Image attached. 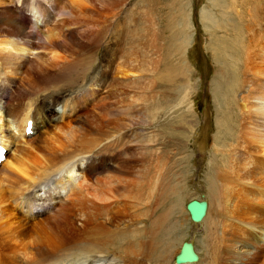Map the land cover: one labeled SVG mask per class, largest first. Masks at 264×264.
Instances as JSON below:
<instances>
[{"label": "bare ground", "instance_id": "1", "mask_svg": "<svg viewBox=\"0 0 264 264\" xmlns=\"http://www.w3.org/2000/svg\"><path fill=\"white\" fill-rule=\"evenodd\" d=\"M120 2L124 0H0V145L7 150L0 164V264H195L175 260L185 236L176 233L182 224L168 223L177 208V190L165 182L163 169L155 176L133 173L128 159L117 157L127 135H116L112 128V86L118 75L127 78L133 70L125 62L115 66L118 45L107 40L102 46L101 38ZM218 5L214 0V7ZM186 10L179 9L177 21L181 33L188 34L191 19ZM201 19L210 27L223 26L209 10H202ZM155 32L152 28L154 47ZM262 39L264 34L249 28L241 45L221 46L215 37L208 46L220 59L233 56L227 50L236 52L243 64L241 74L232 65L236 77L224 82V89L231 94L238 85L244 91L234 99L232 123L218 121L233 142L223 141L224 134L219 136L221 143L212 142L220 158L210 161L211 174L205 176L211 195L219 192L225 199L229 192V203L224 204L231 215L218 213L217 205L213 211L207 197L200 222L208 220L219 246L212 245L213 253L200 260L196 253L199 264H264V235L255 241L249 235L257 226L264 229V66L253 64L260 58L264 63ZM180 44L186 53L188 40ZM95 51L96 61L84 63ZM185 93L178 103L188 101L190 113L195 94ZM127 120L119 127L125 129ZM209 123L207 117L199 130L197 125L189 128L193 139H202L201 144L195 142L202 157L209 148ZM16 133L21 140H16ZM192 152L184 158L189 163L181 166L182 176L185 170L191 175ZM177 161L173 166L176 162L178 168ZM172 195L165 209L164 198ZM47 196L55 197L44 202ZM227 218L231 221L225 228Z\"/></svg>", "mask_w": 264, "mask_h": 264}, {"label": "rangeland", "instance_id": "2", "mask_svg": "<svg viewBox=\"0 0 264 264\" xmlns=\"http://www.w3.org/2000/svg\"><path fill=\"white\" fill-rule=\"evenodd\" d=\"M217 1L220 2V5L214 7V0H124L123 3L120 2L117 5L116 10L114 8V12L118 11L116 15L108 17L109 21L103 26L104 35L101 38L103 40H101L102 46L109 42L117 43L118 46L116 47L118 48L116 49L115 66H120L125 62L126 64L129 63L128 67L133 70V74H130L127 78L118 75L117 78L119 79L115 80V85L113 84L112 86V97H116L114 102L117 104L113 106L114 111L112 114L117 116V118L112 116L114 119L111 121L112 128L113 131L115 130L114 133L116 135L119 132H124L127 135L125 139L126 143H124L126 147L123 145L124 148H119L120 150L118 151L117 157L120 159H128L127 161L130 164L127 165L128 169L133 173L139 172L146 174L148 172L155 176V172L157 173V171L163 169L162 172L165 175V182L177 190V194L175 195L177 208L174 216L168 218V223L171 227L173 224H179L178 227L182 224V229H177L176 233H178V236L180 234L185 236L182 237L184 238L183 242L187 241L193 243L195 251L199 255V260L213 253L211 250L212 245L217 244V246H219V241L217 240L218 237L216 236V232L209 230L210 226L208 220L206 223H201V221L199 226L194 221H191L190 213L186 209V205L194 199L206 200L208 202V197L213 203V211L215 205H217L218 213L222 211L224 215H231L229 208L225 206V204L228 205L229 203V192H226L228 197L225 199L221 198L219 192L211 195L207 187V177L211 174L208 169L211 163L210 161L214 158L215 160L218 157L220 158V153L215 155L216 150L215 147L211 146L212 142L213 144L215 141H217L216 143H221L219 142L221 140L219 136L223 134L225 135L223 136V141H226L228 144L229 142H233L232 136L229 134L226 135L228 131L225 126L222 125L220 128L218 121L223 119V123L226 121L232 123L230 117L234 116L235 113H232L235 108L234 103H236L234 99L237 100L236 94H242L244 91L241 86L239 87L237 85L232 88L231 94H227L224 89V84L228 83V81L231 82L233 77H236L232 65L238 68L240 73L243 64L241 60L237 59L238 55L236 52L231 51V49L227 50V52H231L234 57L224 54L225 57L222 55L223 59L217 58L219 53L216 56V52L214 53L208 49L210 39H215V37H217L221 40V46H224L226 43L229 47H234L236 42H240V45L244 41L249 42V38H245L243 41L249 28H252L253 32L264 34V0ZM100 4L98 2L97 5L100 6ZM100 7L101 9L103 8L102 4ZM185 7H187V14L190 15L189 20L191 19L189 21L191 28L190 31L188 30V34H185V32L181 33L178 26V21L181 20L179 9L185 11ZM202 10H209L210 15L215 16L216 20L223 26L217 29L215 26L210 27L209 23L205 25L204 22L206 21H202L201 19ZM148 27L150 32L152 28L156 31L154 33V35L156 34L155 37L157 36L155 47L152 44L150 32L148 33L146 29ZM185 39H187L189 43L186 53L185 50L183 52L180 48V43H183ZM107 40H109V42ZM262 40L264 43V39ZM100 51L101 50H99L98 53H100ZM126 51L128 53H126ZM95 53L96 51L91 56H85L83 60L84 63L96 61ZM224 58H226V60ZM260 61L261 58L253 61V64L258 67L259 65L264 66V63L262 64ZM157 64H159V66ZM121 79L126 80L122 81ZM189 90H191V94H195V98L192 99L193 102L191 101L189 103V106H192L190 113L188 112V108H190L188 107V101H185L184 104L178 103L183 93L186 94L185 92ZM219 92H221L219 95L220 98L216 96ZM219 99L223 102H220ZM124 100L128 104L125 103ZM207 106H209L210 109L209 114L206 113ZM116 108L120 111H117ZM125 108L128 109L126 110ZM105 112L103 111L102 114H105ZM207 117L208 123L210 122V127L205 143H207L209 148L206 151L203 150L204 155L202 157V152L197 147V144H195L196 141H199V144H201L202 139H193L192 135L190 136L191 131L189 128L197 125L196 130H199L200 127L198 124L204 122ZM5 118L6 114H4V120ZM126 120L130 122L126 123L127 127H123L125 129L119 127ZM231 132L234 133L232 130ZM17 134L18 133L15 135L16 140H21V138H19L20 136L18 137ZM191 152L194 155L193 161L189 164L192 167L191 175L189 174L188 176L190 177H188L186 175L188 174V170H185L184 175L186 176H182L181 172H179L180 168L183 165L188 166L189 162L188 160L184 161V158ZM227 154L230 155L231 159L232 152L228 151ZM176 159L182 163H180L178 168L176 162L175 166H173L174 160L176 161ZM215 160H213V164L216 162ZM231 162L232 160H230V163ZM171 168L173 171L169 173ZM258 185L254 187H258ZM47 192L53 193L52 190H48ZM59 192H56V195ZM207 194H210V196ZM170 196L164 198L165 203L163 207L165 209L168 207V204H171V201L174 200V195H172L171 198ZM47 197L48 198L43 200L44 202L52 200L55 196ZM225 208L228 209L226 210ZM223 209L225 210L224 212ZM26 211L27 210H25V216ZM27 218L31 217L29 216ZM230 221L231 220L227 218L225 228L229 225ZM167 224H165V226H167ZM207 230L208 234L206 232ZM211 232H213V234L215 233L214 236L216 240L214 236L210 237L209 234ZM249 235L253 237V241L258 240L260 236L264 235V229L257 226L255 230H251ZM261 244H264V242ZM241 245H243V243L239 242L238 246ZM234 249L237 253L238 248L237 250L236 248ZM198 261L192 263L197 264Z\"/></svg>", "mask_w": 264, "mask_h": 264}, {"label": "water", "instance_id": "3", "mask_svg": "<svg viewBox=\"0 0 264 264\" xmlns=\"http://www.w3.org/2000/svg\"><path fill=\"white\" fill-rule=\"evenodd\" d=\"M192 220L198 224L203 219L207 211V202L205 200H192L187 204ZM177 263L195 262L198 256L191 242H184L181 251L175 258Z\"/></svg>", "mask_w": 264, "mask_h": 264}]
</instances>
